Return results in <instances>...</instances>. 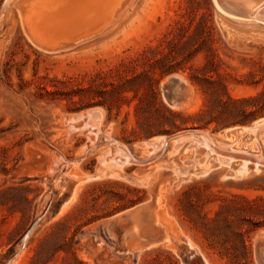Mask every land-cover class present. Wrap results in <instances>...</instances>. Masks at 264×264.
<instances>
[{
    "label": "rangeland",
    "instance_id": "obj_1",
    "mask_svg": "<svg viewBox=\"0 0 264 264\" xmlns=\"http://www.w3.org/2000/svg\"><path fill=\"white\" fill-rule=\"evenodd\" d=\"M46 1L0 0V264H264V165L189 133L264 158V2L106 0L52 36Z\"/></svg>",
    "mask_w": 264,
    "mask_h": 264
},
{
    "label": "bare ground",
    "instance_id": "obj_2",
    "mask_svg": "<svg viewBox=\"0 0 264 264\" xmlns=\"http://www.w3.org/2000/svg\"><path fill=\"white\" fill-rule=\"evenodd\" d=\"M108 1V0H107ZM106 0H47L45 2V8H43L42 10L40 9V11L37 13V17L33 20L32 24L34 26V29H36L37 31L47 34V35H66L67 33H70L73 29L79 27L80 25L86 23L89 19L93 18L94 16H97V14L103 10L104 4ZM109 2V1H108ZM216 2L221 3V5H223V8L225 9L224 11L228 10L230 11H235L236 14L238 15H243V16H248L251 17L252 15V11L255 10L261 3L264 2V0H216ZM218 5V4H217ZM106 6V5H105ZM219 7V6H218ZM243 11H241L242 9ZM263 9V8H262ZM230 12V13H233ZM260 11V10H259ZM262 11V10H261ZM102 13V12H101ZM258 13V12H257ZM261 13V12H260ZM234 14V13H233ZM235 14V15H236ZM262 16L264 14V12L261 13ZM257 15V14H256ZM261 16V15H259ZM237 18V17H236ZM257 18V17H256ZM259 18V17H258ZM257 18V19H258ZM261 18V17H260ZM263 18V17H262ZM259 19V20H262ZM114 19V18H113ZM264 22V19L262 20ZM164 84V83H163ZM187 87V86H186ZM191 92V91H190ZM189 93V92H188ZM192 94V93H191ZM190 94V95H191ZM189 95V96H190ZM188 96V94H187ZM191 97V96H190ZM188 100V97L187 99ZM186 100L183 101L179 106L176 105L174 106V108H178L180 109V107L182 105L186 104ZM190 101V100H188ZM187 101V102H188ZM189 104H187L188 106ZM94 111V110H93ZM100 111V110H99ZM92 112V111H91ZM89 113V112H88ZM94 113V112H93ZM97 113V112H96ZM101 113V111L99 112ZM103 114V113H102ZM103 116V115H102ZM89 117V116H88ZM96 117V116H95ZM90 118V117H89ZM93 118V117H91ZM103 118V117H102ZM82 119V118H81ZM96 119V118H95ZM98 120V119H97ZM101 119H99L100 121ZM88 121H91L90 119H88ZM87 121V122H88ZM89 123V122H88ZM92 123V122H90ZM89 123V124H90ZM101 123V122H99ZM91 125V124H90ZM86 126H89L88 124ZM97 126V125H96ZM99 126V125H98ZM70 127V126H69ZM93 127V126H92ZM94 128V127H93ZM98 128V127H97ZM100 128V127H99ZM264 128V120L260 121L256 124V126H254L253 128H246L252 132H258L260 129ZM71 129V128H70ZM240 131V130H238ZM237 131V132H238ZM91 132V131H90ZM191 137H193L196 141V144L198 146H202L204 147L208 152L207 153H215L218 157V161L221 164H225L230 166L229 164L231 162H233L234 160H236L237 158H240L242 160V164L240 169V172H244L248 169V165L250 163H255L256 167L258 168L260 165H264V158H260V157H256L253 155H249L247 153H242V152H237V151H232L229 152L226 149H224L221 146H218L214 143V139L212 140L209 136H204L203 140H200L197 136H196V132H189ZM232 133V132H230ZM229 133V134H230ZM234 134V132H233ZM236 135V134H235ZM229 136V135H228ZM238 137V136H237ZM236 137V138H237ZM264 137V136H263ZM188 136H184L181 140H185L187 139ZM230 138V137H229ZM178 139V138H176ZM175 140V139H174ZM188 140V139H187ZM169 141L168 138H164L162 139V143L163 145H166V143ZM180 141V140H179ZM179 143V142H178ZM220 144V143H219ZM162 145V146H163ZM179 146H181L180 144H178ZM176 144V148L178 146ZM226 145V144H225ZM154 147L158 148L159 146L156 145V143L153 144ZM258 146V145H257ZM200 148V147H199ZM196 149V148H195ZM179 150V148H178ZM258 150V149H257ZM120 151V149H119ZM123 151V150H122ZM177 152V151H176ZM193 152V151H192ZM112 153V152H111ZM124 153V152H123ZM116 154V153H115ZM123 155V157L120 159V162H116L117 165L123 167L124 164H130V163H143L140 160H136L133 155L124 153V154H120V156ZM209 155V154H208ZM104 157V156H103ZM208 158V157H207ZM59 159V158H58ZM101 159V158H100ZM114 159V158H112ZM111 159V161H113ZM154 159V158H153ZM116 160V158H115ZM217 161V162H218ZM115 162V161H114ZM202 162V161H201ZM204 162V160H203ZM206 162V161H205ZM56 163V162H55ZM100 163V162H99ZM215 163V162H213ZM101 164V163H100ZM196 164V163H195ZM201 164V163H200ZM113 165V164H112ZM115 165V164H114ZM106 166V165H105ZM118 166V168H119ZM207 166V165H206ZM58 167V166H57ZM108 167V166H106ZM111 167V166H110ZM192 167V166H190ZM194 167V166H193ZM53 168V167H52ZM64 168L65 165H64ZM114 168V167H112ZM103 169V168H102ZM107 169V168H106ZM123 169V168H122ZM185 169V168H184ZM187 169H189L187 167ZM186 169V170H187ZM205 168H203L202 170H204ZM208 169V168H207ZM209 169H211V167H209ZM208 169V171H209ZM54 171V170H52ZM57 171V170H56ZM207 171V170H206ZM204 170V172H206ZM207 171V172H208ZM235 172V171H234ZM237 172V171H236ZM186 173V172H185ZM51 174V173H50ZM181 174V172H180ZM206 174V173H205ZM77 176V175H76ZM240 176V175H239ZM65 178V177H64ZM73 178V177H71ZM75 179H80L81 181H85L84 179L86 178H79V177H75ZM90 178L87 177V179ZM92 179V178H90ZM68 181V180H66ZM72 181V180H71ZM79 181V180H78ZM74 182V181H73ZM76 182V181H75ZM77 183V182H76ZM81 183V182H80ZM71 184V183H70ZM63 185V184H62ZM75 185V184H74ZM73 185V186H74ZM78 185V184H77ZM67 186V184H66ZM65 186V187H66ZM76 186V185H75ZM71 188V187H70ZM45 201V200H44ZM44 204V203H43Z\"/></svg>",
    "mask_w": 264,
    "mask_h": 264
},
{
    "label": "water",
    "instance_id": "obj_3",
    "mask_svg": "<svg viewBox=\"0 0 264 264\" xmlns=\"http://www.w3.org/2000/svg\"><path fill=\"white\" fill-rule=\"evenodd\" d=\"M185 83V80L179 75H173L162 85L164 98L171 107L176 105L179 106L187 99L188 96L187 93H185Z\"/></svg>",
    "mask_w": 264,
    "mask_h": 264
},
{
    "label": "trees",
    "instance_id": "obj_4",
    "mask_svg": "<svg viewBox=\"0 0 264 264\" xmlns=\"http://www.w3.org/2000/svg\"><path fill=\"white\" fill-rule=\"evenodd\" d=\"M235 102H239V101H235Z\"/></svg>",
    "mask_w": 264,
    "mask_h": 264
}]
</instances>
